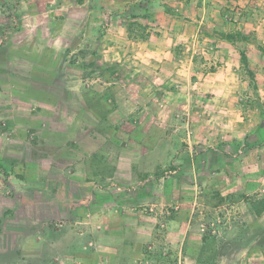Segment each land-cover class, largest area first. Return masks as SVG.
<instances>
[{"label": "rangeland", "instance_id": "1", "mask_svg": "<svg viewBox=\"0 0 264 264\" xmlns=\"http://www.w3.org/2000/svg\"><path fill=\"white\" fill-rule=\"evenodd\" d=\"M126 5L0 0V102L25 107L23 154L0 156V210L26 196L25 180L77 176L95 181L105 213L114 196L150 193L136 212L165 235L144 245L147 264H264V0H151L138 11L150 14L138 19L145 40L115 14ZM93 58L100 68L85 70ZM182 150L193 167L190 155L177 161ZM213 180L235 187L222 194ZM180 215L192 219L175 238L169 219Z\"/></svg>", "mask_w": 264, "mask_h": 264}, {"label": "crops", "instance_id": "2", "mask_svg": "<svg viewBox=\"0 0 264 264\" xmlns=\"http://www.w3.org/2000/svg\"><path fill=\"white\" fill-rule=\"evenodd\" d=\"M22 107L20 103L0 102V156L23 154L24 138L19 134L25 129L18 117L25 108ZM45 107L47 111L51 108L49 104ZM36 124L31 116L26 125ZM188 155L191 157L189 167H193L192 151L182 150L177 161L186 163L184 159ZM250 167L245 171L251 173ZM65 170L67 172L68 168ZM46 172L51 173L48 169ZM256 172L246 174V181L251 177L255 179ZM223 173L232 174L226 167ZM77 179L75 176L57 181L48 174L38 175L25 180L24 184L30 188L26 196L3 202L0 264H147L143 259L144 245L165 235L160 234V227L152 223L150 216L136 212V206L151 198L150 193L142 191L137 197L114 196L110 212L105 213L101 201L105 198L93 185L95 181ZM213 181L212 189L222 194L232 192L235 187V181L230 185L227 180ZM242 184L245 183L242 181ZM251 187V183L245 184L243 189L250 191ZM191 219L181 215L169 219V224L177 230L172 232L175 238L180 234L179 229H183V221L188 229ZM8 255L14 256L13 260L3 263Z\"/></svg>", "mask_w": 264, "mask_h": 264}, {"label": "trees", "instance_id": "3", "mask_svg": "<svg viewBox=\"0 0 264 264\" xmlns=\"http://www.w3.org/2000/svg\"><path fill=\"white\" fill-rule=\"evenodd\" d=\"M151 3V0H127V5L125 9L118 10L115 12L118 17H121L126 20L127 24V29L129 33L130 39H140V40H145L148 39L151 36L150 32H147V26L143 25L141 22L138 21L140 18H149L150 14H142L139 11V8L146 7V9H149V4ZM164 10L171 15H179L180 13L173 7H171L169 4H160ZM216 36L219 38L226 40L228 42L236 43L238 41H248L249 36L245 34L242 31H231V32H225V31H220V32H215ZM91 52L97 56V50L92 49ZM241 57V62L246 69V71L249 73L250 77L252 80L255 79V72L253 71L251 64H250V59L247 54V51L245 49L241 50L240 53ZM97 58H93L89 62H84L82 65L85 70L91 69L92 71H97L100 68V65L97 63ZM158 175V174H155ZM154 175L152 174H146L144 177L150 178ZM225 198L221 197L220 200L223 201ZM213 236L209 232H205L202 236L203 242H207L210 240ZM14 256L8 255L5 258V261L3 263H9L12 261Z\"/></svg>", "mask_w": 264, "mask_h": 264}]
</instances>
